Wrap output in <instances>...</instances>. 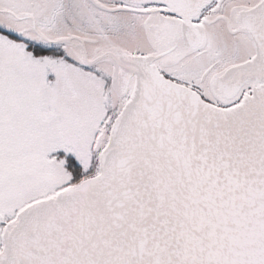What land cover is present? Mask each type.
I'll return each mask as SVG.
<instances>
[{
  "label": "snow or ice",
  "instance_id": "snow-or-ice-1",
  "mask_svg": "<svg viewBox=\"0 0 264 264\" xmlns=\"http://www.w3.org/2000/svg\"><path fill=\"white\" fill-rule=\"evenodd\" d=\"M0 264H264V0H0Z\"/></svg>",
  "mask_w": 264,
  "mask_h": 264
}]
</instances>
